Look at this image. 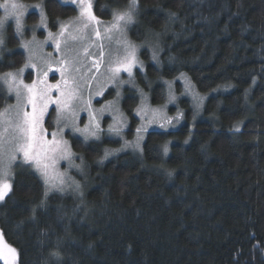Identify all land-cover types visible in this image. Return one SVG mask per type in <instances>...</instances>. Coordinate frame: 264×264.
<instances>
[{"label": "trees", "instance_id": "obj_1", "mask_svg": "<svg viewBox=\"0 0 264 264\" xmlns=\"http://www.w3.org/2000/svg\"><path fill=\"white\" fill-rule=\"evenodd\" d=\"M21 1H43L52 29L76 13L58 0ZM127 3L95 0L93 11L110 20ZM129 36L143 45L135 85L153 107L165 105V81L181 95V72L203 104L178 96L168 111L182 112L183 124L148 131L140 154L127 148L101 162L120 141L67 133L87 173L80 195L45 200L42 180L28 166L16 168L0 204V232L18 264H264V0H140ZM19 45L9 30L0 74L24 64ZM139 98L124 89L127 141L139 127ZM11 102L0 85V110ZM53 119L51 110L46 126Z\"/></svg>", "mask_w": 264, "mask_h": 264}, {"label": "snow or ice", "instance_id": "obj_2", "mask_svg": "<svg viewBox=\"0 0 264 264\" xmlns=\"http://www.w3.org/2000/svg\"><path fill=\"white\" fill-rule=\"evenodd\" d=\"M76 5L79 15L74 21L60 23L58 33L48 31L47 16L44 5L36 4L33 8L40 11V24L44 28L47 37L44 41H38L33 30L31 40H24V14L26 5L19 0H3L0 9L3 15L0 16V46L4 44V32L9 27L8 22L14 21L15 35L20 37V47L27 54L23 67L17 72H5L0 74L2 82L8 93L15 94L16 104L0 110V204L6 202V198L13 191L14 166L22 159V163L31 166L42 178L44 183L45 200L49 193H63L69 188L79 192L81 185L71 175L72 168L82 171L83 159L76 163V154L67 139L65 132L71 129L74 133L83 136L84 140L100 139V120L105 112L112 114L113 122L108 126V133L119 136L123 139V130L127 127V120L118 107L121 97V87L125 84L134 86V69L144 70V65L137 56L138 46L126 39V31L129 25L136 22L139 11L140 0H128L124 9L114 10L111 22L103 23L93 12L92 0H71ZM175 16V13H170ZM100 43L97 45L92 39ZM118 48L116 54L105 51L103 40L109 41L116 37ZM71 41L81 42V49L73 47ZM50 44L54 52H44V46ZM92 47L98 48L93 52ZM122 49V51H121ZM158 44L152 47V59L159 63ZM87 61H91L89 66ZM31 68L35 78L31 83H25L24 73ZM103 68V71L101 69ZM52 73L50 82L49 74ZM59 73V79L55 74ZM126 73L128 79H122L121 74ZM32 74L29 73V76ZM185 84V90L192 95L195 106L199 108L204 97L195 92L194 85L188 80L183 72L180 73ZM98 87L93 91V84ZM255 83V79H253ZM168 87V101L174 103L176 96L172 94V83L165 81ZM116 89V99L108 101L101 108L93 107L95 97H103L108 86ZM231 87V85H228ZM87 88V98L84 96V89ZM141 96V105L136 109L135 115L139 116L144 123L136 128L135 142L124 141V150L133 148L141 150V142L144 139L143 133L148 127L157 124L167 131V126L182 118L183 113L178 112L176 117L170 118L164 115L163 109H149L146 104L147 97L142 89H138ZM99 101L97 100V103ZM55 106V126H46V117L49 115L50 106ZM80 112H87L88 122L80 127L82 117ZM51 127V131L49 130ZM234 132H240L239 125L233 128ZM187 143V141H185ZM169 151L168 144L163 146V152ZM113 153L105 150L101 162ZM66 162L67 168L60 170L61 162ZM171 175V173H169ZM45 200L40 206H44ZM36 209H33L35 214ZM51 255L58 261L60 254L54 251ZM0 261L2 264H17V249L8 244L4 239L3 232H0Z\"/></svg>", "mask_w": 264, "mask_h": 264}, {"label": "rangeland", "instance_id": "obj_3", "mask_svg": "<svg viewBox=\"0 0 264 264\" xmlns=\"http://www.w3.org/2000/svg\"><path fill=\"white\" fill-rule=\"evenodd\" d=\"M58 1H59L61 4H63V5L73 6V7L75 8V10H76V13H75L74 16H72V17H70V18H68V19H65V20H59V21L57 22V28H56V29H52V28L50 27V25H49V20H48V17H47L48 31H51V32H53L54 34H55V33H58L60 23H62V22H63V23H68V22H70V21H74V20L76 19V17L79 15V12H78V9H77L76 5L72 4V3H71V0H58ZM94 1H95V0H92V3H93V4H94ZM2 2H3V0H0V3H2ZM19 2L22 3V4H24V5H26V6H28V7H27V10L25 11V14H24V37H23V39H24V40H31V39H32V36H33V30H34V32H35V36H36V39H37L38 41H44L45 38L47 37V32L44 30V28H42V27H38V25L40 24V11H39L38 9L32 7L33 5H36V4H41V3L43 4V1H42V2L39 1V2H32V3H29V2H23V1L19 0ZM123 9H124V8H123ZM44 11H45V9H44ZM93 12H94V11H93ZM31 14H34V15H35V20H34V21H30V20H29V16H30ZM45 14H46V12H45ZM2 15H3V9H0V16H2ZM46 16H47V15H46ZM100 20H101V19H100ZM111 20H112V18H111L110 20H101V21H102L103 23L107 24V23L111 22ZM8 24H9V27H7L6 30H5V32H4V44H3V46H0V59L2 58V56H3L5 53H7V52L9 51L8 47H6L7 36H8L9 30H11V31L13 32L14 36L18 39L19 44H20V37H18V36L15 35V24H14V21L10 20V21L8 22ZM133 24H134V23H133ZM133 24L129 25L128 28H127V31H126V39H127L128 41H130L132 44L138 46L137 56H138L139 61H141V60H140V52H141L142 49H143V45H142V44H139V43H135V42H133V41L130 39V36H129V32H130V29L132 28ZM92 39L95 40V43H96L97 45L100 43L99 40H96V39H95L94 33L92 34ZM117 39H119L118 36H117L116 38H114L113 40H111V41H109L107 38H105V39L103 40V43H104V45H105V51H106V53L109 52V51H111L112 55H115V54H116V50H117V48H118ZM69 43H70L73 47L78 48V49H81V54H82L81 42H79V41H75V42H74V41L69 40ZM19 49L24 53V55H25V57H26L27 54L24 52V49H23L22 47H20V45H19ZM90 50L93 51V52H98V48H96V47H92ZM121 51H122V49H121ZM48 52H54V49L51 47L50 44L44 46V52L41 53V54H42V55H46ZM87 63H88L89 66L91 65V61H87ZM21 67H23V65H22ZM21 67H20V68H21ZM20 68H18L17 70H14V71H12V72H17ZM136 69H139V68L137 67V68H135L133 71L135 72ZM101 71H103V68L101 69ZM29 73L32 74V75H31V79L27 80V79H26V76H27ZM52 75H53L52 73L49 74L50 82L55 83V80H52V79H51V76H52ZM55 76H56V79H59V78H60V77H59V73H56ZM121 77H122V79H125V80L128 79V76H127L126 73H122V74H121ZM24 78H25V83H31V82H32V79L35 78V73L33 72V70H32L31 68L26 69V71H25V73H24ZM177 82H179V83H180V86H181V95L177 94V92H176V90H175V87H174V84L171 82V83H172V94L175 95L176 98H178V96L188 97V98L193 102V104L195 105V101L192 99V95L189 94V93H187L186 90H185V84H184V80H183V78H181V77L178 78V79H177ZM0 85H1L2 88L6 91V93H8L7 87H6L2 82H0ZM97 87H98V86L94 83V84H93V91H94V92H95V90L97 89ZM126 88H132V89L138 91L137 86L135 85V83H134V86H133V85H130V84H125V85H123V86L121 87V89H120V91H121V97H120V99H119L118 107H119L120 111H121L123 114H124V112H123V110H122V108H121V101H122L123 91H124V89H126ZM109 91L113 92V94H114V97H115V98H113L112 100H115V99H116V89H115L114 87H111V86L109 85V86L107 87V90L105 91L103 97H95V98H94V100H93V107H94V108L99 109V108H101L102 105H104L105 103L108 102L107 100L104 99V97L107 95V93H108ZM166 91H167V92H166V93H167V98H166V101H165V105H163V106H158V107H153V106L151 105V103H150V101H149L147 95H145V96L147 97L146 104H147V107H148L149 109H163L164 115H166L167 117H170V118H174V117H176L177 112H176V113H170V112L168 111V107H169L170 105H173V103H169V101H168L169 90H168L167 85H166ZM195 92H196V91H195ZM196 93H197V92H196ZM139 94H140V93H139ZM8 95H9L10 98L12 99V102H11L10 104H8L5 108H7V107H9V106H12V105H15V104H16V97H15V94L13 93V94L10 95V94L8 93ZM87 95H88V91H87V88H85V89H84V96H85V98H87ZM199 96H201V95L199 94ZM201 97H203V96H201ZM97 100L99 101L98 103H97ZM112 100H110V101H112ZM203 101H204V99H203ZM202 104H203V103H202ZM140 105H141V96H140V98H139V103H138L137 108H138ZM195 107H196V106H195ZM200 107H201V106H200ZM200 107H199V108H200ZM137 108H136V109H137ZM196 108H197V107H196ZM51 110L54 111V119H53V121H52V127H54V126H55L54 122H55V119H56V112H55V106H54V105L50 106V108H49V112H50ZM135 112H136V110H135ZM80 115H81V117H82L83 119H82V122L80 123L79 126H80V127H83V125H84L85 123L88 122V114H87V112H80ZM135 116H136V115H135ZM124 117H125V119H126L125 114H124ZM136 117H137V119L139 120V126H140L142 123H144V121H142V120L140 119L139 116H136ZM46 118H47V117H46ZM126 120H127V119H126ZM112 122H113V120H112V114L109 113V112H105V113L102 115L101 120H100V126H101V129L103 130V131L100 132V139H89V140H87V141H100V140H102V139L107 138V139H112V140H118V141H120V142H121V147H122V145L124 144V141L126 140L125 135H126V132H127V130H128L129 127L127 126V127L124 128L123 133H122V135H123V139H121V137H119V136H114V135H111V134L108 133V131H107L108 126H109V124H111ZM183 122H184V121H183V116H182V118L179 120V122H177L175 119H173V124H175V127H172L171 125H169V126H167V131H173V130H175L178 126H180L181 124H183ZM127 125H128V120H127ZM49 130L51 131V128H50ZM151 130L165 131L164 129L160 128L157 124H152L151 126H149V127H148V131H151ZM148 131H147V132H148ZM147 132L143 133V136H144V137H145V134H146ZM67 133H70V134L73 135V136L80 137L83 141H85L84 138H83V136L79 135L78 133H74L71 129H67V130H66V132H65V139H66V134H67ZM67 140H68V139H67ZM135 140H136V130H135V134H134V139L131 140V142H135ZM68 141H69V140H68ZM87 141H86V142H87ZM143 141H144V139H143ZM143 141L141 142V147H142V143H143ZM107 150H108V149H107ZM117 150H119V149H117ZM117 150L115 149V150H108V151L112 152V153H113L112 155H114V154H116V153L119 154V152H122V151H123V150H120V151H117ZM124 151H126V150H124ZM140 153H141V150L138 151V154H140ZM112 155H110V156H112ZM103 156H104V155H103ZM110 156H109V157H110ZM104 160H105V159H104ZM80 161H81V157H79V156L76 154V163L79 164ZM20 166H28V167L31 169V171H33V172H34V173H35V174H36V175L42 180V178L40 177V175H39V174H38V173H37V172H36L31 166L22 163V159L17 161V166H14L13 172H15L16 168H18V167H20ZM66 168H67V164H66V162H63V161H62V162H61V166H60V170H61V171H64V169H66ZM70 175H71V176H72L77 182L80 183V185H81L80 191H79V192H74L71 188H69L68 190H66V191L63 192V193H60V192H52V193H57V194H62V195H80L81 192H82V190H83V185H84V183L87 182V173H86V170H85V168L83 167V165H82V171H78L77 169L72 168V169L70 170ZM42 182H43V180H42ZM43 184H44V183H43ZM50 194H51V193H49V195H50ZM0 262H1V264H2V261H0ZM17 264H18V261H17Z\"/></svg>", "mask_w": 264, "mask_h": 264}]
</instances>
